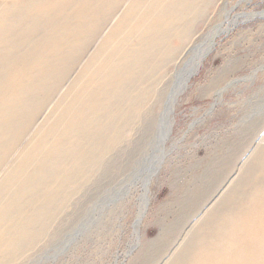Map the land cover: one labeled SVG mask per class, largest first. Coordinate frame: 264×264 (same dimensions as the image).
Instances as JSON below:
<instances>
[{"label": "bare ground", "instance_id": "bare-ground-1", "mask_svg": "<svg viewBox=\"0 0 264 264\" xmlns=\"http://www.w3.org/2000/svg\"><path fill=\"white\" fill-rule=\"evenodd\" d=\"M209 1L0 0V264L34 246L134 125L159 113L160 150L175 97L220 32L167 82ZM251 172L172 264H264V158Z\"/></svg>", "mask_w": 264, "mask_h": 264}, {"label": "rangeland", "instance_id": "rangeland-1", "mask_svg": "<svg viewBox=\"0 0 264 264\" xmlns=\"http://www.w3.org/2000/svg\"><path fill=\"white\" fill-rule=\"evenodd\" d=\"M216 30L175 97L160 150L152 145L159 113L146 128L134 125L10 264H172L211 210L244 193L242 180L264 158V0H210L167 82Z\"/></svg>", "mask_w": 264, "mask_h": 264}]
</instances>
